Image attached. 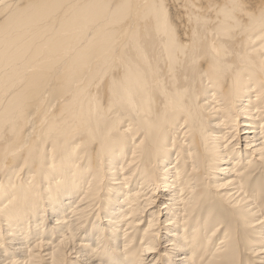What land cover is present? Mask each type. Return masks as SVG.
<instances>
[{
	"label": "bare ground",
	"instance_id": "bare-ground-1",
	"mask_svg": "<svg viewBox=\"0 0 264 264\" xmlns=\"http://www.w3.org/2000/svg\"><path fill=\"white\" fill-rule=\"evenodd\" d=\"M259 167L264 0L0 13V264H241L244 244L264 264Z\"/></svg>",
	"mask_w": 264,
	"mask_h": 264
},
{
	"label": "rangeland",
	"instance_id": "rangeland-1",
	"mask_svg": "<svg viewBox=\"0 0 264 264\" xmlns=\"http://www.w3.org/2000/svg\"><path fill=\"white\" fill-rule=\"evenodd\" d=\"M16 1H18V0H0V13L2 12V10L6 7V6H11L13 3H15ZM13 9H14V7H12ZM12 9V10H13ZM9 10H11V7H10V9ZM11 10V11H12ZM263 168L262 167H259V168H257L254 172H253V174H252V180H253V182H254V184L255 183H257V182H259V184H261L262 186L264 185V183H262V181L264 180V172H263ZM16 171H18V169L16 170ZM16 171L14 172V173H16ZM256 175V176H255ZM15 176V175H14ZM1 179H0V186H1V189H0V191L1 192H3L4 193V195H6L5 194V191L8 189V186H7V178H8V171H5V172H1ZM14 178V177H13ZM104 195H106L105 193H104ZM104 195L101 197L102 198V200H104ZM211 195H214V193L213 194H210L209 196H210V198H211V204L209 205V208H211V209H209V211L208 212H212V213H218V214H228L229 212H228V210H227V208H226V206L225 205H221L220 204V201L218 200L217 201V197H214V196H211ZM1 203V202H0ZM98 213L100 214V215H102V217L104 216V211L103 210H99L98 211ZM99 218H101V217H99ZM91 221V222H90ZM94 221V217L91 219V220H89V222H90V225H91V223ZM2 222H4V221H1V218H0V227L2 226V225H4ZM191 223H193V222H191ZM50 224L51 225H53V223L52 222H50ZM147 222H145V223H143V225H142V227L139 229V230H137L138 232L136 233V235H137V242L138 241H140V234L141 233H143V230L146 228V226H147ZM89 225V226H90ZM192 225V224H191ZM186 226H188V222H187V224H186ZM235 226H233L232 228H231V232H233L234 234L235 233H238L239 235H245V231L244 230H242V229H236L235 230V228H234ZM7 228V226H2L1 227V229H0V232H1V234H0V239H3V236L5 235V229ZM166 233H168V231L166 232ZM223 235H224V233L223 234H221L220 235V237L217 239V241L215 242V245H214V247L213 248H216L217 246V243L219 242V240H221L222 239V237H223ZM44 239V238H43ZM47 240H48V238H47ZM262 241L261 240H259L258 238H254V237H252L251 236V238H250V242H248L247 241V243L246 244H248L249 243V246L250 245H252L254 248H256V246L257 245H259L260 243H261ZM214 243V242H213ZM213 243L211 244V245H213ZM12 246H9L8 244L7 245H5V249H9L10 250V248H11ZM243 255H242V259H241V261H240V263L241 264H258V263H256L255 261H256V259L254 258V257H252V255L251 254H249V251H248V248L246 247L245 248V244L243 245ZM13 248V247H12ZM140 250H142V248H140V247H136L135 248V253H137V255L138 254H140ZM165 250H168V248H166V247H164V248H161V250H160V254H162V256L165 254ZM187 252L185 251H181V252H179V257H182V256H185V254H186ZM77 255H72V258H68V259H66V261H68V263H70V261H71V263L70 264H75L76 263V259H77V257H76ZM178 261H182V260H180V258H179V260ZM164 262H166V261H164ZM67 262H66V264H68Z\"/></svg>",
	"mask_w": 264,
	"mask_h": 264
}]
</instances>
